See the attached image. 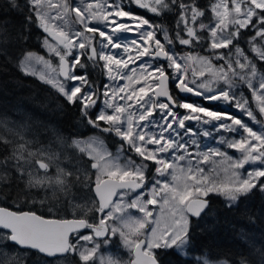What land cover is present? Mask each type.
Wrapping results in <instances>:
<instances>
[{
	"label": "snow or ice",
	"instance_id": "1",
	"mask_svg": "<svg viewBox=\"0 0 264 264\" xmlns=\"http://www.w3.org/2000/svg\"><path fill=\"white\" fill-rule=\"evenodd\" d=\"M8 5L24 18V26L15 32V42L26 43L30 35L26 29L34 25L45 34L42 46L59 59L58 68H53L44 56L27 51L21 54L17 67L32 76L37 75L34 63L50 69V75L40 73L39 79L55 88L69 106L77 107L84 124L114 134L121 143L113 153L99 137L74 138L49 127L43 129L48 138L41 140L27 115L16 121L0 114V124L10 125L13 137L0 136V188H12L25 202L39 198L43 204L47 200L56 211L60 210L58 204L76 207V193L86 189L97 198L95 212L99 214L93 223L86 216L45 218L32 211L0 207V264H27L30 252L75 258L67 264H95L96 259L100 264H121L118 257H97L101 245L110 244L117 236L134 253L130 264H165V256L178 258L177 264H264V246L255 244L235 261L214 262L203 253L193 256L191 231L192 218L199 220L213 212L210 194L224 196L229 211L239 206L242 197L264 195V120L257 119L249 98L240 91L242 86L250 90L264 117V74H258L257 68L258 62L264 63V0H213L208 6L199 0H23L22 4L8 0ZM133 7L157 16L174 15V36L163 25L140 17ZM243 31L251 33L246 44L254 55L239 43ZM122 33L136 35L128 44L121 42L118 34ZM157 33L162 38H157ZM10 38L5 22L0 25V42ZM206 40L211 50H228L214 52L224 63L213 71L211 82L186 79L182 62L192 60V50ZM175 45L187 47L189 52H178ZM132 48L141 63L130 68V60L136 63ZM120 49L127 58L115 51ZM0 55L6 56L7 49L0 47ZM161 58L166 64L152 62ZM196 58L211 67L207 57ZM83 59L104 62L110 83L96 89L86 72L78 74L75 69L87 67ZM138 70L143 81L136 76ZM124 80L128 83H118ZM169 80L179 93L235 107L259 129L240 116L177 98L167 87ZM161 96L166 102L159 101ZM101 102L103 108L98 107ZM94 108L96 111H91ZM190 121L202 127L190 126ZM221 132L232 138L221 136L218 142L237 150L239 159L207 144L201 149L200 137L216 139L214 134ZM131 153L140 158L139 163ZM209 156L227 160V179L204 174L200 164ZM148 162L155 165L156 176L151 198L143 199V191L137 190L147 187ZM248 164L260 167L242 173ZM161 202L167 209L164 228L159 227V219H149L153 212L148 205ZM129 209H138L143 218L134 217ZM250 222L255 223V218ZM150 223L157 226L148 229Z\"/></svg>",
	"mask_w": 264,
	"mask_h": 264
},
{
	"label": "trees",
	"instance_id": "2",
	"mask_svg": "<svg viewBox=\"0 0 264 264\" xmlns=\"http://www.w3.org/2000/svg\"><path fill=\"white\" fill-rule=\"evenodd\" d=\"M5 22L12 38L0 42V47L7 49L6 56L0 55V114H6L10 118L27 115L31 118V123L35 122V118H40V124L74 135L75 119L80 116L78 108L69 106L53 89L22 74L16 66L17 59L27 51L45 56L40 43L44 33L34 25L30 26L26 29L30 32L28 41L17 44L14 35L24 26V18L9 8L8 0H0V25ZM250 35V32L243 31L239 43L251 56L249 45L246 44ZM257 68L264 73V63L258 62ZM89 78H92V73ZM171 92L177 95L176 88L172 86ZM55 106L59 111L46 113L51 109L53 111ZM18 114L20 115L16 117ZM0 195V205L9 209L12 208L11 204L23 201V197L17 198L12 188H0ZM208 199L213 212L199 220H192V245L195 249L193 256L203 253L214 262L235 261L254 244L264 246V195L254 193L247 198L242 197L239 206L231 211L226 209V204L219 196H209ZM251 217L255 218V223L250 222ZM177 260L173 256L164 257L165 264H177Z\"/></svg>",
	"mask_w": 264,
	"mask_h": 264
},
{
	"label": "rangeland",
	"instance_id": "3",
	"mask_svg": "<svg viewBox=\"0 0 264 264\" xmlns=\"http://www.w3.org/2000/svg\"><path fill=\"white\" fill-rule=\"evenodd\" d=\"M60 2H62V0H53V3H60ZM92 2L95 3V0H92ZM212 2H213V0H199V3L202 6H206V5L208 6ZM132 11L135 12L136 14H138L140 17L148 18L149 20L152 21V23L154 25H163L165 30L168 31L169 35L170 36H174L175 19H176L174 15L166 14L164 16H157V15H154L153 13H151L150 11L141 9L139 7H133ZM72 15H74V14H72ZM124 19L126 20L127 18H124ZM205 22H208L207 19H205ZM93 23H96V22L93 21ZM130 26L131 27H135V24H131ZM75 27L79 28L80 25H75ZM145 27H147V26H145ZM152 30H155V29H152ZM200 34L204 35V36H207V33H200ZM118 35H120L122 43L130 44L131 40L133 38H135L136 34H134V33L123 34L122 33V34H118ZM157 38H162L160 33H157ZM40 43H41V47H42L43 51L45 52L44 58L46 60H50L51 61V64H52L53 68H58V66H59L58 57H55L54 55H51V54L48 53L47 49L42 46V39L40 40ZM149 44L151 45V42H149ZM208 44H209V41L206 40L204 43L195 46V48L192 50V54H193L194 58L192 60H185V61L182 62L183 63L182 70L186 74V79H189V80L196 79V80H198L200 82H203V81L211 82V81H213L215 79L213 77V75H212L213 71H215V69L220 64H222L224 62L220 61V60H217L216 56L214 55V52L215 53H220V52H227L228 50H226V49L211 50L210 47L207 46ZM248 45H249V50H250V53H251V45L250 44H248ZM174 47L176 48V50L178 52H183V53L189 52V49L187 47L179 46V45H175ZM97 48H99V44L98 43H97ZM115 51L120 52V55L122 57H124V58H127V56H128V54L123 53L122 49L115 50ZM130 51H131V54H132V59L136 60L135 49L132 48ZM251 54L254 55L253 53H251ZM36 55H38V54H36ZM200 56L207 57L208 61L211 62V67H209L208 63L201 62V60L196 58V57H200ZM19 59H22V57H20ZM19 59H17V61H16V66H17V63H18ZM70 59L71 58L69 57V60ZM143 59L147 60L149 58H143ZM82 62L84 64H86L87 67L86 68H77V69H75V71L78 74L86 72L88 74V79H90L89 78V74L92 73V78L90 79V82L92 81V83L95 85L96 89H100V86L102 84H104V83H110V81H107V79H106L107 73H106V70L103 68V63L104 62L98 61V62L94 63L93 61L87 60V59H83ZM152 62L155 63V64H166V62L162 63V62H160L158 60L152 61ZM140 63H141V60H136L135 64H133L132 61L130 60L129 61V67L130 68L136 67ZM33 67H34V69L36 70V73H37V75H35V76L26 75L18 67L17 68L22 74L37 79L41 83H43V84L47 85L48 87H50L51 89H53L58 94V92H57V90L55 88H53L49 84L44 83L43 81H41L39 79L40 73H44L46 76L50 75L51 74L50 69L45 67L43 64H36V63L33 64ZM125 71H127V70H125ZM169 71H171V70H169ZM201 73H203V75H201ZM258 74H264V73L258 70ZM136 76L139 77L141 79V81H143V77L140 75L139 70L137 71ZM151 80H152V77L149 78V81H148L149 84H151ZM118 83L123 86V85L127 84L128 81H126V80L118 81ZM170 83H171V86L175 88L174 83H172L171 80H170ZM132 86L133 87H138V85H135V84H133ZM213 86H215V85H213ZM153 89H152V91H153ZM240 91L243 93V95L245 97L249 98L250 106L253 108L254 114L257 116V119L258 120H264V117H262L259 114L258 108L255 105V101L251 99L250 90L247 87L242 86ZM176 97L177 98H181L178 95H176ZM186 100L188 102H194V103H197V104H203V106L208 107L210 109L219 110V111H226V112L231 113L234 116H240L251 127L255 128V129H259V125L254 124L246 116H244L241 112H239L235 107H233L231 105H226V103H224V102H219V103L215 104L214 106H208L204 100L198 101V100L193 99V98H187ZM55 107L56 108H53V111L51 109L50 111H46V113L51 114V112L55 113V112L59 111L58 107L57 106H55ZM98 107L99 108H103L104 107L103 103L102 102L99 103ZM110 111L111 110H109V112ZM179 111L184 112L185 110L179 109ZM19 115L20 114L16 115V117L19 116ZM23 117L24 116H22L21 118H11V119L19 121ZM156 118L159 119L158 116ZM34 120H35V122L31 123L33 129L39 130V136H40L41 140H46L48 138V133L44 132L43 129L45 127H49V128H53V127L40 124V122H38V120H40V118H35ZM189 125H190V123H189ZM9 126L10 125L0 124V136L13 138L12 137V133L8 131ZM193 127L201 128L202 125L199 124V123H196ZM73 128L76 129L75 130V134L73 135L74 138H82V139L86 140V139H88L90 137H94L95 136V137H99L100 139H102L98 134L87 135L84 132L85 128H83V126L79 125L78 122L75 123ZM214 135H215L216 139L208 138L207 140H205L202 137L199 138L200 139V147H201V149H203L204 145L207 144L209 147H212L214 149L218 148L221 152L227 153V156L232 157L233 159H239L240 158L241 154L237 150L228 148L226 145L220 144L218 142V138L221 137V136H223V137H225L227 139H231L232 138L231 134L221 132V133H215ZM104 146L109 151H111L107 147L105 142H104ZM190 151H192V149H190ZM111 152L115 153V151H111ZM77 154L79 155V153H77ZM130 155L138 163L140 162V158L135 156L134 153H131ZM179 163H180V165H184L185 162L181 161ZM148 164H149V167H148V170L146 172V176L148 178L149 184L147 183V187H145L142 190L143 193H144L143 199L151 198L150 188H151V184L153 182V177L156 176L155 171H154L155 165H153L151 162H148ZM200 167H202L204 169V174L205 175L214 176V177H217L218 179H221V180L227 179V175H226V172H225V168L227 167V160L224 157L209 156L208 161L201 163ZM255 167H260V165L259 164H248V165H245V169H242L240 171L242 173H245L248 169L255 168ZM76 195L78 197V199L76 201H74L76 207L69 206V213H71L72 215L73 214L76 215V214H78L80 212V210H83L84 211L83 213L91 211L92 208L94 207V201H95L94 200L95 198H93V196H92V192H89L86 189H82L79 192H77ZM210 196H219L224 201L225 204L227 203L225 197L222 196V195L213 193V194H210ZM130 199H131L130 196L126 198V200H130ZM157 199L159 200L160 197H157ZM22 200L23 201H20L21 203H19V204H13L14 206H19V207H17L19 211H32V212H37V213H42V214H56V212H54L55 210L51 206V203L49 201H47V200L43 204H41L39 198H36L35 202H33L32 200H29V201L25 202L24 198ZM22 206H24V207L20 208ZM148 208H149V210H151L153 212V217L149 218V219L150 220L153 219V218L159 219L160 220L159 227L160 228H164L166 226L164 218L167 216L166 206H163V204L161 202V203H159L157 205H148ZM128 211L134 217L143 218L144 214L139 212L138 209H136L135 212L132 209H129ZM64 212H66V211L63 210V213ZM156 226L157 225L150 223V224L147 225V228L150 229L151 227H156ZM145 231H147V229ZM125 249H127V248L125 247ZM22 255H23V253H22ZM101 256L104 257L105 259H107L110 256L111 257H118L120 262H121V264H127V261L123 260V259H125V254L124 253H116V252H108L107 253V252H103V251L100 250L97 253V257H101ZM72 258H74V257H72ZM26 259H27V264H67V262L70 261V259H67V260H58V261H55V262L54 261L53 262H50V261L41 262V260L38 258V256H35L33 254H29V253H27ZM7 264H12V261H8ZM95 264H100V260L96 259L95 260Z\"/></svg>",
	"mask_w": 264,
	"mask_h": 264
},
{
	"label": "flooded vegetation",
	"instance_id": "4",
	"mask_svg": "<svg viewBox=\"0 0 264 264\" xmlns=\"http://www.w3.org/2000/svg\"><path fill=\"white\" fill-rule=\"evenodd\" d=\"M146 2H147V0H146ZM170 89H171V87H170ZM91 111L95 112L96 109L94 108ZM77 122L79 123V125H81V126H83V128H85L84 132L87 135L98 134L111 151H116L119 148V145H120L121 141L114 134L110 135V134H107V133H100L98 130L93 129L90 126H87L86 124H84L81 121L80 116L76 117L75 123H77ZM190 125L194 126L195 124L194 125L190 124ZM147 183L149 184L148 179H147ZM92 196H93V198H95L93 193H92ZM0 199H1V195H0ZM94 200H95L94 201V207L92 208L91 211H88L86 213H83L84 211L80 210V212L78 214H76V215L73 214L72 215L71 213H69V207L64 208L63 205H60V204L56 205V208L60 209L59 211H56L54 209L55 210L54 212H56V214H42V213H37V212H35V213L38 214V215H41V216H43L45 218H68V219H72L74 217H85L86 216L87 218L92 220L93 223H95V222L98 221L99 214H97L95 212L96 198ZM11 206H12V208L9 209V208L4 207L3 205H0V207L6 208L8 210L19 212V210L17 208L19 206H14L13 204H11ZM23 207L24 206H22L20 208H23ZM63 210H65L66 212L63 213ZM132 210L134 212L136 211V209H132ZM83 231H86V230H83ZM100 250L103 251V252H107V253L108 252L124 253L125 254V259H123V260L127 261V264H130V261L134 259L133 252H131L128 248L125 249V246L123 245L121 239L118 236L112 238V241H111L110 244H108V245H103L102 244L100 249H99V251ZM29 254H33L35 256H38V258L41 260V262H47V261H50V262L54 261L55 262V261H58V260H65V258H62V257L54 258V259L46 258V257H43V256L39 255L38 253H35V252H30ZM67 259H70V261H75V258H72L71 256L67 257Z\"/></svg>",
	"mask_w": 264,
	"mask_h": 264
},
{
	"label": "water",
	"instance_id": "5",
	"mask_svg": "<svg viewBox=\"0 0 264 264\" xmlns=\"http://www.w3.org/2000/svg\"><path fill=\"white\" fill-rule=\"evenodd\" d=\"M155 61H156V60H155ZM158 61H160V62H162V63L166 62V61L163 60L162 58H161L160 60H158ZM167 87H168L169 91L171 92V90H170V87H171L170 80L167 82ZM153 91H159V89L154 88ZM176 92H177L178 96L181 97V98H185V99H187V98H193V99H196V100H198V101L202 100L200 97H197V96L192 95V94L179 93L177 90H176ZM159 101H160V102H166V98L163 97V96H161V97H159ZM205 102H206V104H207L208 106H214L215 104H217V103H219V102H223V101H219V102H208V101H205ZM226 105H229V104H226ZM196 123H197V122H195V121H190V124H192V125H194V124H196ZM142 190H143V189H138L137 191H142ZM96 199H97V198H96ZM9 211H11V210H9ZM192 220H196V218H192ZM81 231H83V230H81ZM38 254L41 255V256H43V257L50 258V259L59 258V257H47V256H45V255H43V254H40V253H38ZM133 254H134V253H133ZM134 258H135V257H134Z\"/></svg>",
	"mask_w": 264,
	"mask_h": 264
},
{
	"label": "bare ground",
	"instance_id": "6",
	"mask_svg": "<svg viewBox=\"0 0 264 264\" xmlns=\"http://www.w3.org/2000/svg\"><path fill=\"white\" fill-rule=\"evenodd\" d=\"M171 90V89H170ZM178 95V94H177Z\"/></svg>",
	"mask_w": 264,
	"mask_h": 264
}]
</instances>
